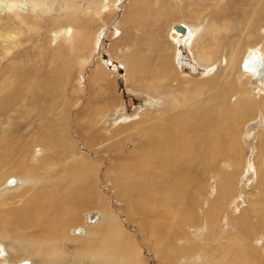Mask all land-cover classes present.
Returning a JSON list of instances; mask_svg holds the SVG:
<instances>
[{
	"label": "rangeland",
	"instance_id": "1",
	"mask_svg": "<svg viewBox=\"0 0 264 264\" xmlns=\"http://www.w3.org/2000/svg\"><path fill=\"white\" fill-rule=\"evenodd\" d=\"M91 1L76 0L82 10L102 8L100 19L80 14L74 24L83 26L86 48H68L51 36L56 24H66L64 18L56 24L53 20L68 14L62 10L64 0H48L53 11L46 16L41 5L36 20L28 0L22 13L28 14L24 19L31 27L10 25L7 10L0 14L2 33L5 25L22 33L7 57L3 45L8 44H0L5 87L0 151L5 142L10 144V152L0 158V242L14 247L11 262L180 264L197 257L195 264H215L226 253L225 264H264V215L252 209V202L264 209V175L262 183L256 179L264 153L263 127L255 131V140L242 141L247 123H260L259 118L264 123V112L256 107L264 105V80L247 84L242 79L249 93L256 92L253 108L236 109L231 96L241 85L244 51L250 45L264 47V0ZM183 24L203 29L195 43ZM178 25L186 33L176 37L187 42L177 49L170 34ZM202 50L210 55L208 62L200 59ZM175 52L187 66H177ZM231 54L233 62L227 65ZM219 115L223 122L237 121L233 139L218 144L219 149L233 147L236 177L227 185L228 178H217L208 202L217 203L223 191L226 206L218 203L210 211L201 207L208 168L186 162L192 159L191 149H198L186 139L194 136L192 128L207 127ZM178 122L191 133L165 144V137L177 133ZM226 134L225 126L222 137ZM46 138L57 143L54 150L44 147ZM36 140L44 141V152L37 156L41 147ZM156 140H163L169 161L153 158L155 152L162 154ZM10 179L16 186L3 189ZM234 207H239L237 213ZM217 209L224 212L217 214ZM92 212L105 216L88 226L85 216ZM200 212L210 228L201 242L189 237L188 230L200 224ZM78 227L85 229L84 236L73 232ZM255 238L261 246H255Z\"/></svg>",
	"mask_w": 264,
	"mask_h": 264
},
{
	"label": "bare ground",
	"instance_id": "2",
	"mask_svg": "<svg viewBox=\"0 0 264 264\" xmlns=\"http://www.w3.org/2000/svg\"><path fill=\"white\" fill-rule=\"evenodd\" d=\"M27 2H28V0H24V1H22V0H0V14L3 13L5 10H7L9 12V14H7L8 15L7 22H9V24L11 21V23L13 22V24H15V26L24 25V26L31 27L30 25L26 24L25 19H24L28 14L24 17V15L22 13L24 8L28 6ZM29 2H30L29 4H31V8H32V11H30V12H32V15L35 17V20H36V18L41 17V14L39 15L37 13V10L41 7V5H42V7H45V9H46L43 12L46 14V16L49 15L53 11L52 7L54 4H53V2L48 3V0H29ZM90 3H93V2L91 0H88V4H90ZM90 6H92V5H90ZM106 6L109 7L108 5H106ZM91 8H93V7H91ZM101 9L102 8L99 6L98 9L91 10L88 7V10H82L80 8V6H78L76 4V0H64V7L62 10H67L68 14L64 15L63 17L57 15L56 17H54L55 19H53V20H54V23L56 24V22H58L59 20L64 18V20H67V21H65L66 24L64 26L56 24L55 28L51 31V36L54 38L55 41H58V42L63 41L68 46V48L73 49V47H77V45H81V47L86 48L89 45V41L86 37V34L84 33L85 32L84 28H83V26L82 27H76L74 24L79 23V20H80L79 15L80 14H83L84 17L91 16V17H94L96 19H100V14L102 13ZM43 10H44V8H43ZM40 11H41V9H40ZM37 21H39V19ZM37 21H36V23H37ZM32 22H34V21H32ZM249 24H250V21H249ZM183 25L187 29V33H188L187 35L191 39L190 43L191 44L195 43L196 39L200 35L199 32L202 31L203 29L200 30V28H195L192 26H188L186 24H183ZM52 26H53V24H52ZM13 28H15V27H13ZM35 28H37V27H35ZM185 28L182 25H178V26H175L174 29H171L174 31L171 32L170 38L173 41L174 45L177 46V49H178L179 45H182V43L187 42L185 37H182V38L178 37L179 34L185 36V33H186ZM8 29H9V26L6 27V25H5V28L3 29V33H2V29L0 31L1 32L0 33V44L2 43L1 41H4L5 43L8 44V45H5V44L3 45L4 46V48H3L4 49V56L9 55L11 51H13L15 48H17L19 46L18 37L20 36V34H22L20 29L17 30L16 33H12ZM37 29H39V28H37ZM246 30H247V28H246ZM175 33H178L177 37H176ZM210 36H212V35H209V37ZM20 37H22V36H20ZM96 44H97V42L95 41V45H93V50L95 49L96 46H98ZM96 49H97V47H96ZM233 56H235V55L231 54V56L228 58V60H226L227 65H230L233 62ZM104 58H105V56H104ZM174 59H175V61L177 60V62H176L177 66L179 64L182 65V67L187 66V61H185V59L184 60L181 59V54L175 52ZM200 59L204 62H208L210 59V55L205 54L204 50H202L200 52ZM82 63L86 64L85 61ZM104 67H105V64H102V66H100V69H104ZM204 72H205L204 75H206V76L209 74V71H207V70H205ZM119 73H120V71H119ZM239 73L240 74H239L238 79L241 82L240 88L238 90L234 91L233 94L231 95L232 97H235V99H236L235 101H237L234 104V107L236 109H238L239 107H240L239 109H241V107H242V109H243V107L248 108L249 106L251 108H253L256 106V102H255V98H254L255 96H257L256 92L252 91V93H249L245 88L246 85L243 86L244 83L242 85V79H243V81H246L247 84L251 83V80H254V79L256 81L261 80V78H262V80H264V47L263 46L250 45L246 49V51H244V55H242L241 60H240ZM185 76H187V75H185ZM126 82H127V80H126ZM150 88H152V86ZM4 91H5L4 81L3 82L0 81V95H2V93H4ZM199 102H202V101H199ZM158 104H159V102H156L155 106ZM218 104L222 105V103H220V102H218ZM204 106H205V104H204ZM256 107H259V109L264 112V105H257ZM220 108H221V106L218 108V111L220 110ZM251 108H249V109H251ZM234 117H235L234 120L239 119L237 114ZM215 118H217V119H214L213 121L209 120V125L207 124V127H203L202 129H199L198 131H195L192 128V132H193L192 134H194V136L193 137L190 136L189 139H186L187 141L190 140L191 145L198 146L197 147L198 149H196L195 151H194V147L191 149L192 150L191 151L192 159H189L186 162L187 163L195 162V168H199V167L200 168L201 167H207L208 168V172H207L208 181H207L206 195H205V198L201 204V207H203V208L210 207V209H209L210 211H213L214 206H218V203H224V207L226 206V202L224 201L226 195L223 193V191H222V197L218 198L217 203L210 205V203L208 202V198H211L214 196V189H215L217 178L222 177L223 181L225 178H228V180L225 184V185H227V184H232L233 179H235V177H236V175L234 177V171H233L235 160L231 155V153L234 151L233 147L229 146V150H227V149L224 150V149H219L218 144H220V141H221V145L224 146V145H226L225 140H226V143H228L230 141V139H233V134L235 131L234 128H235L237 121L233 122V119H232L229 123L228 121L224 120V122L226 123L225 124L221 120L220 115L218 117H215ZM259 121H260V123H258V121L254 119V121L252 120L245 125L244 133L242 135V141H243L244 145L248 144L252 140H255V138L257 137V133L260 131V129L262 127L264 130V123H262V119L259 118ZM199 123H201V122H199ZM262 124H263V126H262ZM225 126L227 127V134L224 135V137H222ZM176 128L175 129H176L177 133L172 134V136L170 135V133L168 131L169 129L167 130L166 134L168 133L170 135L167 138L165 137V135H166V134H164L165 132L164 131L162 132V135L165 137V141H164L165 144L169 143L171 145H174V144H176V142L181 141L180 139L183 137L185 132H190V131L185 129V124H182V123L180 124L179 122H178V124L176 123ZM195 128L198 129V127H195ZM256 130H257V133L255 132ZM73 136H74L75 143H76V141H77L76 138L79 137V133L77 130L74 131ZM173 137H175V139ZM110 139L111 138H109L107 140V142H110ZM159 139H162V138H159ZM47 140L48 141L45 142L46 145L44 147L51 148L54 150L57 147V143H51L50 139H47ZM174 140H175V142H174ZM156 141L158 142L156 151H160V149L162 147H164L165 144H163V145L160 144L161 142H163V140H156ZM35 142H37L36 145L38 144L37 146L41 147V149H42V150L41 149L35 150L36 156H37L38 154H42L44 152V149H43L44 148L43 147L44 141L41 142V141L36 140ZM5 143H6V145H4V147H6V148H5V151H3V152L0 151V158L5 157L6 154L10 152V144H7V142H5ZM172 143H174V144H172ZM223 143H224V145H223ZM261 143H263V142H261ZM60 147H64V145H61ZM161 151H162V154L155 152L156 153L155 155L152 152L153 158L158 159L159 161H162L161 160L162 158H166L167 161H169V159L167 158L166 152H164V148L161 149ZM262 152H264V147H263ZM72 155H74V154H72ZM34 158H36V157H34ZM260 159H261L263 165L262 164L260 165L261 170L259 171L258 175L256 174V177H257L256 179L259 178V182H261V180L263 182L262 176L264 175L263 174L264 173V153H262V155L260 156ZM35 161H37V160H35ZM249 163H247V167H248ZM149 165L152 167L153 164L149 163ZM153 169H154V167H153ZM242 170H244V166L242 167ZM201 173H203V172H201ZM241 175H242V171L237 177H240ZM2 186H3V189L8 190V188H13L16 186V181L14 179H10L9 181L6 180V182ZM262 191H263L262 197L264 198V189ZM229 204H231V203H229ZM222 205H220V206H222ZM252 207H253L252 209L254 210L253 212H255L259 217L264 215V209H262L261 206L259 207V206H257L256 203L252 202ZM257 207H259V208H257ZM219 210H218L217 214L224 212V211H221V210L219 211ZM237 210H239V207H234L233 211L235 213H237L236 212ZM258 210L260 212H257ZM200 214H201V217L199 220L200 224L198 226H189L188 227V230L189 231L191 230V232H192L191 235H189V237H193L195 239H197V237H198L199 239H197L196 241L199 240V242H201V236L205 235L210 230L209 226L207 225L208 220L205 219L202 212H200ZM257 215L254 217L256 219H253V220H255L258 223L260 218H258ZM104 216H105V214L102 212H100V213L92 212V213L86 214L85 223L88 226L94 225L95 223H97L98 220L100 221L101 219H103ZM217 218H216V220H217ZM240 218H243L244 221L248 220V218L245 217L244 215H241ZM27 222H24V223L27 224ZM73 232L79 236L85 235V229L82 227L76 228L75 231H73ZM262 237H264V236H262ZM253 241L255 243V246L257 245V243H259L260 246L262 244L260 239L258 241L257 238H255ZM184 243H186V242H184ZM262 249H264V248H262ZM11 251L14 252L13 246H6L5 244L0 242V264H32L30 262V260H23V259L11 262L10 255H9V253H11ZM225 254H224V257H225ZM14 257L18 258V256L16 254L14 255ZM224 257L221 260L216 261L215 264H225L224 260H223ZM180 260H182V259H180ZM180 260H177V263L180 262ZM182 261L183 262H180V264H182V263L183 264H195V262L199 263V259L197 257H195L194 259L189 258L187 260H182ZM43 262H45V263H43ZM42 263L43 264H49L48 262H46V260H43Z\"/></svg>",
	"mask_w": 264,
	"mask_h": 264
}]
</instances>
